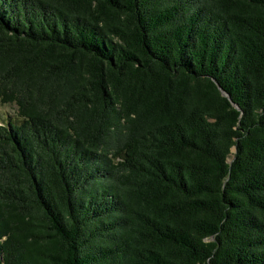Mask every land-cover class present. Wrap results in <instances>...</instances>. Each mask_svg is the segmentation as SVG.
<instances>
[{
    "label": "trees",
    "instance_id": "1",
    "mask_svg": "<svg viewBox=\"0 0 264 264\" xmlns=\"http://www.w3.org/2000/svg\"><path fill=\"white\" fill-rule=\"evenodd\" d=\"M0 103V264H264V0H0Z\"/></svg>",
    "mask_w": 264,
    "mask_h": 264
},
{
    "label": "rangeland",
    "instance_id": "2",
    "mask_svg": "<svg viewBox=\"0 0 264 264\" xmlns=\"http://www.w3.org/2000/svg\"><path fill=\"white\" fill-rule=\"evenodd\" d=\"M15 117H16V106L14 104L0 103V124L4 123L8 119H12ZM229 161H231V157L229 158Z\"/></svg>",
    "mask_w": 264,
    "mask_h": 264
}]
</instances>
